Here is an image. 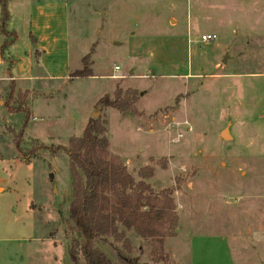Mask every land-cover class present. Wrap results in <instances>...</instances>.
I'll return each mask as SVG.
<instances>
[{"label": "rangeland", "instance_id": "rangeland-1", "mask_svg": "<svg viewBox=\"0 0 264 264\" xmlns=\"http://www.w3.org/2000/svg\"><path fill=\"white\" fill-rule=\"evenodd\" d=\"M68 18L70 77L33 85L26 122L3 106L10 82L0 93V264H73L68 157L38 147L66 146L90 117L136 179L149 166L152 189L171 190L178 220L172 237L127 231L130 252L98 241L113 261L118 248L188 264L191 239L210 234L208 264H231L225 251L264 264V0H74ZM207 33L217 38L199 41ZM117 88L135 92L134 111L95 105ZM20 129L21 146L38 149L28 157L14 146Z\"/></svg>", "mask_w": 264, "mask_h": 264}, {"label": "trees", "instance_id": "trees-1", "mask_svg": "<svg viewBox=\"0 0 264 264\" xmlns=\"http://www.w3.org/2000/svg\"><path fill=\"white\" fill-rule=\"evenodd\" d=\"M7 1L0 0V34L4 37L10 35L11 39H4L0 52L16 38L13 32L6 29L9 18ZM8 87L4 108L9 113L22 112L26 122L29 115L26 106L28 91H15L16 86L12 81ZM135 100L133 90H126L122 97L121 90L117 88L113 99L102 96L95 105L112 107L121 112L130 109L134 111L131 106ZM22 131L20 129L13 138L19 154L28 157L29 153L45 149L51 155L63 151L68 157L71 179L68 220L77 237L72 238L67 254L73 264L78 263L79 256L85 264H148L139 261L138 257L124 255L118 248L117 261H113L96 243L111 238L130 252L131 242L126 235L127 231L150 239L175 235L178 220L171 190L155 192L152 189L146 181L153 176L151 167L139 169V179H136L117 156L110 155L103 119L90 117L81 135L69 137L66 146L54 149L43 144L38 149L23 148Z\"/></svg>", "mask_w": 264, "mask_h": 264}, {"label": "crops", "instance_id": "crops-1", "mask_svg": "<svg viewBox=\"0 0 264 264\" xmlns=\"http://www.w3.org/2000/svg\"><path fill=\"white\" fill-rule=\"evenodd\" d=\"M73 1H7L9 18L6 22V29L13 32L16 38L0 52V93L6 91V87L11 81L18 90L28 91V95H32V93H36L33 85L38 86L42 85L41 82L70 77L71 57L68 16ZM20 33L21 36L22 33L24 34L22 38ZM18 36L24 43V51L20 53L14 47ZM4 38L0 34V47ZM119 76L113 74L111 77L119 78ZM42 93L49 94L48 91ZM2 189L3 187H0V190ZM215 238L219 239V236L202 234L192 238L191 262L186 258L185 261L188 264H208L205 257L209 255L204 244ZM195 239L196 243L192 246ZM225 256L233 264L232 255L229 251L224 252Z\"/></svg>", "mask_w": 264, "mask_h": 264}, {"label": "built area", "instance_id": "built-area-1", "mask_svg": "<svg viewBox=\"0 0 264 264\" xmlns=\"http://www.w3.org/2000/svg\"><path fill=\"white\" fill-rule=\"evenodd\" d=\"M216 38H217V37H216L215 34L207 33V34H202V35L200 36L199 41L206 43V42L213 41V40H215ZM115 68L117 69L118 67L115 66Z\"/></svg>", "mask_w": 264, "mask_h": 264}, {"label": "bare ground", "instance_id": "bare-ground-1", "mask_svg": "<svg viewBox=\"0 0 264 264\" xmlns=\"http://www.w3.org/2000/svg\"><path fill=\"white\" fill-rule=\"evenodd\" d=\"M222 135H223V136L227 135L226 131H223Z\"/></svg>", "mask_w": 264, "mask_h": 264}]
</instances>
